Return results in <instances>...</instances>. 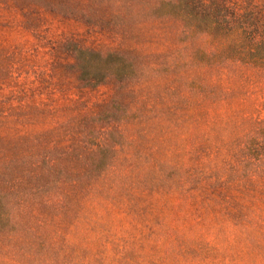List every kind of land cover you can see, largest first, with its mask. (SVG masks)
Returning <instances> with one entry per match:
<instances>
[{"label":"rangeland","instance_id":"obj_1","mask_svg":"<svg viewBox=\"0 0 264 264\" xmlns=\"http://www.w3.org/2000/svg\"><path fill=\"white\" fill-rule=\"evenodd\" d=\"M178 4L0 0V264H264V73Z\"/></svg>","mask_w":264,"mask_h":264},{"label":"trees","instance_id":"obj_2","mask_svg":"<svg viewBox=\"0 0 264 264\" xmlns=\"http://www.w3.org/2000/svg\"><path fill=\"white\" fill-rule=\"evenodd\" d=\"M181 3L184 5L177 8L184 9L188 36H200L205 44L195 51L194 62L240 64L264 73V0H179ZM262 141L250 139L243 154L260 162L264 159Z\"/></svg>","mask_w":264,"mask_h":264}]
</instances>
